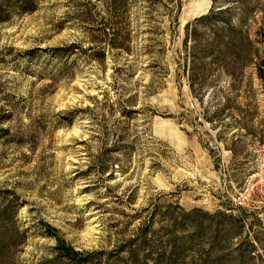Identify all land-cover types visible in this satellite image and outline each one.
<instances>
[{"label": "rangeland", "instance_id": "1", "mask_svg": "<svg viewBox=\"0 0 264 264\" xmlns=\"http://www.w3.org/2000/svg\"><path fill=\"white\" fill-rule=\"evenodd\" d=\"M12 1L0 23V209H20L0 243L13 227L21 240L0 264H71L69 248L89 264H158L170 211L187 264H264V0L231 21L229 57L203 59V100L185 40L213 0ZM228 29L190 32L209 42Z\"/></svg>", "mask_w": 264, "mask_h": 264}, {"label": "trees", "instance_id": "2", "mask_svg": "<svg viewBox=\"0 0 264 264\" xmlns=\"http://www.w3.org/2000/svg\"><path fill=\"white\" fill-rule=\"evenodd\" d=\"M25 5H29L31 0H23ZM124 3L126 0H123ZM8 3H13L12 0H2V3H0V23L4 21L3 18H1L2 13H4V7H7ZM253 3V0H213L212 9L210 13L206 16H203L201 18L196 19L192 23L188 24L187 26V32H186V40L185 44L188 48L189 41L192 43V50H191V63L189 65V70L187 72V67L185 66V72L189 80L190 88L193 92V94L197 97L203 100L204 96L209 91L208 76L210 75L211 67L209 68L207 64L204 62L203 59L207 56L210 57V63L216 62L218 60H222L225 57H229L232 48L230 47V42L226 41L227 37H232L238 32H232L234 30L233 27H231V21L234 20L235 17H237L238 27L242 24V22L246 21L247 14L252 11V8L250 5ZM226 6V9L219 10L222 7ZM3 19V20H1ZM224 22L228 26V32H212L211 36L212 38L207 42L204 32H190V28L202 24V23H208V22ZM119 29V28H117ZM119 31L122 33V29ZM204 39V40H203ZM201 43L206 44V48H201ZM204 44V45H205ZM245 57H251L250 54H245ZM259 65V71H260V77H263V67ZM264 65V64H263ZM207 83V84H206ZM219 107V106H218ZM216 108V110L218 109ZM223 113L222 110H218L215 112V114L219 115ZM19 209L20 207L16 204H9L5 208L0 209V222H7V223H13L14 219L19 215ZM172 214H164L161 217V223H167L166 226L162 227L163 232H166V235L168 237V248L166 251L160 255L158 264H187V259L184 258L185 254V246L182 244L179 246V244L176 242L179 241V239L175 236L176 228L178 229L177 224V216L176 213ZM198 211L193 213H188L186 215L192 217L194 216ZM205 218L208 220H215L219 217V214H204ZM154 220V219H153ZM11 236L8 238V242L0 243V253L2 254L4 251H6L9 247L10 249L18 243V241L21 240V234L17 232L16 228H11L10 231ZM228 235L226 234L224 236V239H228ZM220 242V241H217ZM60 255L62 258H65L66 260L70 261L71 264H89L88 261L90 260L86 254L75 252L72 249H64L61 250ZM126 262V260H123ZM132 263L134 264H147L146 262H142L137 258V255L133 256L131 258ZM127 263V262H126Z\"/></svg>", "mask_w": 264, "mask_h": 264}]
</instances>
